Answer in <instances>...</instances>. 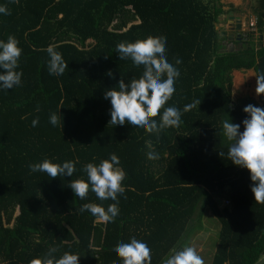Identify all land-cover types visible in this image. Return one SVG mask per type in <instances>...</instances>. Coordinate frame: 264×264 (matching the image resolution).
I'll return each instance as SVG.
<instances>
[{
	"label": "trees",
	"instance_id": "trees-1",
	"mask_svg": "<svg viewBox=\"0 0 264 264\" xmlns=\"http://www.w3.org/2000/svg\"><path fill=\"white\" fill-rule=\"evenodd\" d=\"M255 1V28L227 41L217 28L220 0H0L10 12L0 14V39L13 35L22 49L21 85L0 90V264H29L50 246L57 257L79 255V264H120L113 249L132 237L146 243L151 264H162L186 246L196 214L193 227L206 214L220 222L211 264H264V202L254 200L249 170L227 157L231 142L222 129L224 120L248 118V104L264 109L232 90L234 71L264 73V0ZM149 35L166 41L165 55L179 69L163 107L181 110L180 122L158 133L114 127L105 90L142 73L119 59L116 44ZM228 42L234 47L223 49ZM50 45L69 63L61 75L47 70ZM185 105L191 107L183 111ZM149 151L159 158L148 159ZM111 153L124 174L111 222L79 208L112 201L91 191L81 200L67 186L71 177L28 168L46 158L73 160L72 179H86L82 166Z\"/></svg>",
	"mask_w": 264,
	"mask_h": 264
},
{
	"label": "clouds",
	"instance_id": "clouds-1",
	"mask_svg": "<svg viewBox=\"0 0 264 264\" xmlns=\"http://www.w3.org/2000/svg\"><path fill=\"white\" fill-rule=\"evenodd\" d=\"M0 14L9 15L10 12L0 4ZM115 51L120 60H130L134 68L142 67V73L137 78L125 80L121 78L115 86L104 92V98L110 103V120L114 127L127 123L131 128L143 129L148 133L176 127L180 122L181 110L174 106L163 107L175 91L174 82L179 77V69L170 63L165 55L166 41L151 35L133 42L121 41L116 44ZM22 49L13 35L7 39H0V90H9L21 85L22 72L18 70ZM48 54L47 70L50 75L64 73L66 64L61 53L53 46L46 49ZM181 63L179 58L175 64ZM113 76L111 70L107 73ZM256 76L257 94H264V73ZM163 107V110L160 111ZM191 105H185L187 111ZM248 118L240 124L231 120L222 122L223 135L228 145L227 157L240 167L249 170L250 190L256 202H264V109L252 104L243 108ZM159 116V120L155 117ZM60 122L57 113L49 115V123L56 126ZM38 118L32 120L35 127ZM241 124L243 131L240 130ZM223 156V153H219ZM148 159H158L153 151L146 153ZM78 161L65 160L61 163L49 159L29 163L31 172H43L48 177H71L67 185L75 197L86 199L88 192L95 194L97 200L112 201L105 208L103 204L87 202L81 205L80 212L87 211L93 218L102 222H111L118 215L117 198L124 192L122 181L123 171L120 169L119 157L115 153L98 163L88 162L82 166L86 179H72ZM58 248L50 246L42 258L33 259L29 264H79L80 256L75 253L64 252L56 256ZM113 254L120 258V264H151L150 249L145 242L130 238L128 242H120L113 249ZM162 264H203L202 258L191 246L175 249L162 261Z\"/></svg>",
	"mask_w": 264,
	"mask_h": 264
},
{
	"label": "rangeland",
	"instance_id": "rangeland-1",
	"mask_svg": "<svg viewBox=\"0 0 264 264\" xmlns=\"http://www.w3.org/2000/svg\"><path fill=\"white\" fill-rule=\"evenodd\" d=\"M234 0H220L223 3L225 12L219 16V22L217 28L220 35L225 32V37L234 35L235 32H249L255 27H252L251 21L256 22V18L252 12L253 5H256L255 0H242L237 6L234 5ZM238 1V0H237ZM230 11L234 16H240L243 18V27L241 30L236 31L230 29V23L234 24V20L230 19ZM255 25V24H254ZM226 40V39H225ZM230 41V40H229ZM227 42V41H226ZM228 44V45H227ZM234 46L231 42L226 43V47L223 49H231ZM254 73L252 69L242 70L241 73L235 74L233 72V95L235 98L248 96L254 98L260 103L264 102V94H257L255 92L256 79L252 76ZM235 77V78H234ZM235 80V81H234ZM197 216V214H196ZM195 216V218H196ZM191 223L192 229L188 232L184 238L185 245L193 247L197 254L202 258L203 264H211L212 256L218 243V233L220 228V222L213 215H207L202 218V224L193 227L195 221ZM198 223V222H196ZM263 260H259L256 264H262Z\"/></svg>",
	"mask_w": 264,
	"mask_h": 264
},
{
	"label": "crops",
	"instance_id": "crops-1",
	"mask_svg": "<svg viewBox=\"0 0 264 264\" xmlns=\"http://www.w3.org/2000/svg\"><path fill=\"white\" fill-rule=\"evenodd\" d=\"M242 0H234L233 2H234V5L235 6H237L240 2H241ZM223 2H224V0H223ZM229 15H230V19L232 20H234V23H237V21L240 19L241 20V23H242V27H243V18L242 17H240V16H234L233 15V12L232 11H230V13H229ZM239 18V19H238ZM251 23H253V21H251ZM231 24V23H230ZM229 28H230V25H229ZM231 45H232V42H231ZM251 70V69H250ZM241 71L242 70H236V71H234L235 72V74L236 73H238V72H240L241 73ZM248 71H249V69H248ZM252 72L254 73L252 76H254L255 77V79H256V76L255 75H257V73H256V71L254 70V69H252ZM235 78V77H234ZM235 81V80H234Z\"/></svg>",
	"mask_w": 264,
	"mask_h": 264
},
{
	"label": "flooded vegetation",
	"instance_id": "flooded-vegetation-1",
	"mask_svg": "<svg viewBox=\"0 0 264 264\" xmlns=\"http://www.w3.org/2000/svg\"><path fill=\"white\" fill-rule=\"evenodd\" d=\"M237 22H239V21H237ZM241 22V21H240ZM234 25H236V23H234ZM231 29V28H230ZM234 30H236V31H239V30H237L236 29V27H234L233 28ZM223 33H225V32H223ZM241 33L242 32H237V33H235L234 35H231V36H228V39H227V41H233V40H235V39H239V38H241Z\"/></svg>",
	"mask_w": 264,
	"mask_h": 264
},
{
	"label": "water",
	"instance_id": "water-1",
	"mask_svg": "<svg viewBox=\"0 0 264 264\" xmlns=\"http://www.w3.org/2000/svg\"><path fill=\"white\" fill-rule=\"evenodd\" d=\"M239 19V18H238ZM239 22L236 23V25L234 24H230V28L233 29L234 27H236L237 30H241L242 29V23L240 22L241 20H238Z\"/></svg>",
	"mask_w": 264,
	"mask_h": 264
},
{
	"label": "built area",
	"instance_id": "built-area-1",
	"mask_svg": "<svg viewBox=\"0 0 264 264\" xmlns=\"http://www.w3.org/2000/svg\"><path fill=\"white\" fill-rule=\"evenodd\" d=\"M254 24H255V23H251V25H252V26H254ZM225 202H226V203H228V201H227V200H226Z\"/></svg>",
	"mask_w": 264,
	"mask_h": 264
}]
</instances>
